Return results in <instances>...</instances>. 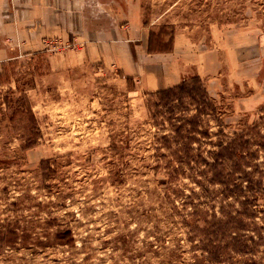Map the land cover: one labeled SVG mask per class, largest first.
Here are the masks:
<instances>
[{
    "label": "rangeland",
    "instance_id": "obj_1",
    "mask_svg": "<svg viewBox=\"0 0 264 264\" xmlns=\"http://www.w3.org/2000/svg\"><path fill=\"white\" fill-rule=\"evenodd\" d=\"M122 1L138 5L153 48L178 34L188 92L170 106L115 66L59 69L73 45L54 37L0 60V264H264V211L240 230L213 217L240 207V171L264 187V0ZM15 90L10 104L25 95L40 129L27 148L26 113L4 103ZM171 116L178 149L161 140ZM229 137L236 148L205 164ZM215 165L223 176L208 181Z\"/></svg>",
    "mask_w": 264,
    "mask_h": 264
},
{
    "label": "crops",
    "instance_id": "obj_2",
    "mask_svg": "<svg viewBox=\"0 0 264 264\" xmlns=\"http://www.w3.org/2000/svg\"><path fill=\"white\" fill-rule=\"evenodd\" d=\"M149 30L138 5L122 0H0V60L41 50L54 37L73 45L54 57L59 69L100 63L139 77L146 90L177 84L184 56L178 34L169 49L149 50Z\"/></svg>",
    "mask_w": 264,
    "mask_h": 264
},
{
    "label": "trees",
    "instance_id": "obj_3",
    "mask_svg": "<svg viewBox=\"0 0 264 264\" xmlns=\"http://www.w3.org/2000/svg\"><path fill=\"white\" fill-rule=\"evenodd\" d=\"M156 35L153 31H151L149 33V50L150 49H162V48H153V40H155L154 38H156ZM158 40V39H157ZM160 41V39H159ZM126 79H128V76H126ZM191 79H193L194 81L196 79H199V77L197 75H195V77H192ZM18 90L15 91H10L11 94H6L4 96V103L6 104V106L8 108H13L12 109V114L15 113H26V117H27V123H26V127L28 129V136L25 138V147H30L33 144H35V142L37 141L38 137L40 136V129L38 126V122L36 119V116L34 115L32 109H31V105L28 101V99L26 98V100L22 99V97H24L25 95H20L17 97V105L16 107L12 106L10 103H12L11 98L14 96V94L17 92ZM188 92L187 90V83H186V79H181L180 82H178L177 84H174L172 86L166 87V88H162V89H157L156 91H154V95L155 96H159V99H166L167 102H172L173 100H178V98L183 95L186 94ZM183 100L180 101V103ZM170 105V103H169ZM171 106V105H170ZM183 117V116H181ZM173 116L171 117H167V119H169V123H171V121L173 120ZM11 121H14V118L10 117ZM177 122L180 121V119H176ZM183 121L187 122V119H184ZM171 126L174 127L173 128V132L174 133H168V134H163L161 135V140H163L164 144H166L167 148H171L172 144H175V149H178V146L180 145V135H181V126H183L182 124L179 123H175L172 122ZM160 139V136L158 137ZM189 137L186 136L185 140H187ZM235 140V139H234ZM246 141H243V143H245ZM228 143H234L233 141V137H229L226 140H222L217 144V150H209V154L211 155V158L213 159L212 163H210V161H208L207 159L205 160V164L207 165H213L214 163L221 164L222 161L224 159H226V155L224 153H220V149H225L226 152L229 151H233L236 147L232 146L230 147ZM232 148V149H231ZM234 148V149H233ZM241 150H239L238 152H240ZM177 152H173V154H176ZM230 154V153H228ZM241 157H243L241 155ZM169 168V167H168ZM171 169H168V172H174L173 168L174 167H170ZM214 171H211V174L213 173V176L211 177H207L208 181L211 180H215V178H222L223 176V168H219L218 166H213ZM240 175H239V179L242 180H248V181H244L247 182V185H244V183L242 181H239V183H236L235 189L237 191H235L233 194H235L234 196L237 197L239 200V204L240 207L238 209H230L229 212H227L226 216L230 217L228 219H224L222 217H217L215 215V213L213 214V217L216 219V226L217 227H223V225H225V223H227L228 225L233 224L232 226L234 227L235 230H240V229H244L246 224L243 221V216L245 217H251L255 214V212L257 211H264V208L259 207V205L257 204V198L259 195H262V197L264 198V187L262 186L261 182L256 181L257 184H255L254 181H250L249 178L247 177L250 176V171H246V170H242L240 171ZM199 174H204V176H207L206 172H204L203 170H200ZM198 175L193 172V174L191 175V179L192 181H199V178L197 177ZM246 179H243V178ZM221 183H223V181H219ZM256 185V186H255ZM226 188H230L229 185H225ZM223 192V191H222ZM226 196H229V193L226 194ZM223 212V211H222ZM237 219V220H235ZM229 221V222H227ZM235 236V235H234ZM241 235H239L240 237ZM58 238H60L61 240H63L64 243H68L72 241V235L71 232L66 230L63 231L62 234L58 235ZM234 239H237V236L233 237ZM246 246V245H244ZM221 263V262H219Z\"/></svg>",
    "mask_w": 264,
    "mask_h": 264
},
{
    "label": "built area",
    "instance_id": "obj_4",
    "mask_svg": "<svg viewBox=\"0 0 264 264\" xmlns=\"http://www.w3.org/2000/svg\"><path fill=\"white\" fill-rule=\"evenodd\" d=\"M46 43H48V41H46Z\"/></svg>",
    "mask_w": 264,
    "mask_h": 264
}]
</instances>
